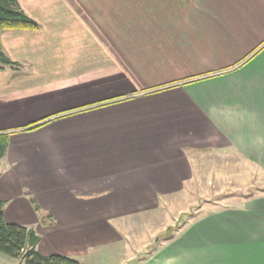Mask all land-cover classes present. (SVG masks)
Returning a JSON list of instances; mask_svg holds the SVG:
<instances>
[{
  "label": "crops",
  "instance_id": "obj_1",
  "mask_svg": "<svg viewBox=\"0 0 264 264\" xmlns=\"http://www.w3.org/2000/svg\"><path fill=\"white\" fill-rule=\"evenodd\" d=\"M17 2L40 28L1 34L20 66L0 70V200L42 255L161 211L215 157L264 171V0ZM237 202L138 264H264V194Z\"/></svg>",
  "mask_w": 264,
  "mask_h": 264
},
{
  "label": "rangeland",
  "instance_id": "obj_2",
  "mask_svg": "<svg viewBox=\"0 0 264 264\" xmlns=\"http://www.w3.org/2000/svg\"><path fill=\"white\" fill-rule=\"evenodd\" d=\"M219 157L214 158L212 177L204 185L187 187L174 201L165 202L161 211L150 212L146 218H129L127 227L121 225L125 219H114L110 221L113 227L108 234L83 233L79 245L84 244L85 251L80 255L66 254L85 264H138L153 254L159 261L176 257L171 247L165 248L162 244L168 243L191 219L238 204L244 196L264 194V171L231 154L224 159ZM35 217L43 218L40 214ZM26 220L32 224L30 218ZM34 226L41 228V224Z\"/></svg>",
  "mask_w": 264,
  "mask_h": 264
},
{
  "label": "trees",
  "instance_id": "obj_3",
  "mask_svg": "<svg viewBox=\"0 0 264 264\" xmlns=\"http://www.w3.org/2000/svg\"><path fill=\"white\" fill-rule=\"evenodd\" d=\"M39 28V23L19 7L17 0H0V70L5 67L16 68L20 66L3 51L2 32L36 31ZM9 137L7 132H0V158L6 154ZM4 207L5 202L0 200V253L18 259L22 264H81L78 260L60 254L42 255L37 250L41 236L32 228L18 223L6 222ZM35 207L37 211H40L38 205L35 204ZM46 218L43 216L42 220L45 222Z\"/></svg>",
  "mask_w": 264,
  "mask_h": 264
}]
</instances>
